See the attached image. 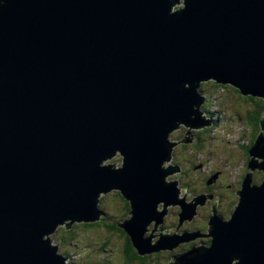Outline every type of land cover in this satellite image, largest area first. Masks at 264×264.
Here are the masks:
<instances>
[{
    "label": "water",
    "instance_id": "1",
    "mask_svg": "<svg viewBox=\"0 0 264 264\" xmlns=\"http://www.w3.org/2000/svg\"><path fill=\"white\" fill-rule=\"evenodd\" d=\"M207 82L264 100V0H0V264H66L52 234L98 221L114 190L140 257L211 237L170 264H264L260 134L247 168L262 184L244 179L229 222L210 218L208 236L154 230L166 206L179 225L205 199L177 200L165 179L178 167L162 164L194 144L169 132L205 125ZM117 153L121 168L103 164ZM153 232L165 236L151 245Z\"/></svg>",
    "mask_w": 264,
    "mask_h": 264
},
{
    "label": "rangeland",
    "instance_id": "2",
    "mask_svg": "<svg viewBox=\"0 0 264 264\" xmlns=\"http://www.w3.org/2000/svg\"><path fill=\"white\" fill-rule=\"evenodd\" d=\"M209 84L203 83L201 87L204 88ZM220 86L222 88H215L214 90L204 88V91L201 92L207 96V99H212L210 104L213 107L209 109L221 110L222 114H225L228 120L233 122V125H236L241 115L243 116L240 119L245 114H249V109H260V118L264 120L263 99H261V103L259 102L260 106H257L258 104L255 105L251 101L249 102L247 99L244 100L242 96H240L241 100L239 98L237 100L238 95L232 89V85L221 84ZM211 110H209L211 117L216 118L223 128L225 120L220 119V116L217 118ZM206 115L209 117L208 114ZM205 117L202 119L204 120ZM226 123H228L227 120ZM247 129L246 126H241L240 130L243 131L241 132L242 134H239V129L237 128H234L232 133L231 131L221 129L215 130L213 134L210 131H203L202 128L201 130L189 129L180 124L179 128L169 132L167 138L175 144L180 142L188 131L194 144H176L172 147V159L165 163H167V167H178V171L172 173L170 176L168 175L165 182L174 181L177 183V200L182 199L189 204L198 196H204L203 198L205 199L200 207L199 205L194 206L196 213L193 215V219L189 222L187 220L183 221L179 225L177 215L180 209L177 208L178 206H166L165 215L162 216L161 223L155 226V231L169 230L166 236L174 235L175 237L196 233L206 236L205 234H208V220L210 218L215 217L218 221L221 219L223 222L230 221L235 211V206L238 204V197L234 196L235 193L232 194V191L238 190L237 193L241 191L242 185L239 186V182L242 180V173L246 172V174L251 175L252 180L250 179L251 182L248 183V186L259 185L263 180V172L261 170H249L245 167V157L243 156L245 151L241 145L248 142L247 137L250 136V131ZM202 137L203 140L200 142ZM204 139L205 142L203 143ZM122 159L117 153L111 159L105 160L103 164L111 165L114 168H121ZM254 159L262 162V160L256 157ZM114 193H116V190L102 195L99 197V202L101 201L100 205L102 208L106 209L107 214L113 217L117 223H124V221L129 220V217L127 216L128 219L123 218L121 200L115 197ZM103 218L100 221H105ZM68 223L70 221H65L61 224L56 233L51 236V245L57 246L58 252L66 258L67 264H72L73 262L78 264H120L121 260L123 261L126 233H123L121 229L118 232L97 225H83L87 223H74L69 229H66L65 225ZM153 226L154 222H150L145 236L148 237L150 235ZM69 232H71V236L68 234ZM161 233L165 236L164 232L151 233L155 236L151 240V245L156 243L157 239H159L157 235ZM207 241H209V237L194 238L188 242L178 244L172 250L151 252L144 257L150 256L154 258L156 254L172 253L170 258L166 257L164 260L162 259L164 263L168 262L167 264H170L171 258L177 256L182 249H191L201 244L209 246ZM64 249L66 253H64ZM103 250L104 253L100 254L99 251ZM156 264L163 263L160 260Z\"/></svg>",
    "mask_w": 264,
    "mask_h": 264
},
{
    "label": "trees",
    "instance_id": "3",
    "mask_svg": "<svg viewBox=\"0 0 264 264\" xmlns=\"http://www.w3.org/2000/svg\"><path fill=\"white\" fill-rule=\"evenodd\" d=\"M204 88L206 89H211L214 90L215 88H222V86L217 85L214 82H211L208 86H205ZM204 88L200 87V92H203ZM232 89L234 90V92L238 95L237 100H241L240 96H242V94L240 93V91L237 88L232 87ZM202 90V91H201ZM239 98V99H238ZM244 100H249V102H253L255 103V105L260 106L261 104V99L256 98V97H242ZM260 102V103H259ZM262 105L264 106V103H262ZM201 110L207 111L208 109V105L206 103H204L201 107ZM264 109V108H263ZM264 112V111H263ZM263 114V113H262ZM243 115H241L239 117H242ZM260 109H249V114H245L244 117L242 118L245 122H246V126L249 128L247 130L250 131V136H248L247 140L249 141V145L250 148L254 145L257 137H258V133L260 131ZM221 119V118H220ZM223 122V121H222ZM224 123V122H223ZM226 123V120H225ZM245 144H242L241 146H244ZM194 148H197L196 146H193ZM249 147H244V151L245 153L243 154V156L246 157V162L248 163V161L250 160V156H249ZM248 152V153H247ZM242 183V182H241ZM234 193V191H232V194ZM114 196L117 197L119 200H121L122 203V212H123V218H127L129 211H130V206L129 203L120 195V193L118 191H116V193H114ZM238 197V196H237ZM238 200V199H237ZM98 211L100 213L101 218L105 219V221H100L101 219H99L95 224H83L85 226H100L102 228L106 229H112L114 231H118L120 230V228H118V225L116 226L117 221L111 217L110 215L107 214L106 209H103L102 206L100 205L101 201L98 202ZM128 219V218H127ZM64 230V229H61ZM122 231V230H121ZM123 233H125L124 231H122ZM71 236V232L68 233ZM209 243V241H207ZM124 259L123 261L121 260L120 264H152L153 262H159L161 260V262L164 264V261L162 259L166 258V257H171L172 253H160V254H156L154 256V258L150 257V256H146V257H140L138 256L137 252L134 250L129 237L126 235L125 238V244H124ZM190 249H182L181 253H183L184 251H188ZM104 252L100 251V253ZM64 253H66L65 249H64ZM166 263V262H165Z\"/></svg>",
    "mask_w": 264,
    "mask_h": 264
},
{
    "label": "bare ground",
    "instance_id": "4",
    "mask_svg": "<svg viewBox=\"0 0 264 264\" xmlns=\"http://www.w3.org/2000/svg\"><path fill=\"white\" fill-rule=\"evenodd\" d=\"M201 91H202V90H201ZM212 116H213V115H212ZM259 134H260L261 136L264 137V131H263V130L260 129L258 135H259ZM184 145H185V144H184ZM247 153H248V152H247ZM170 159H171V157H170ZM260 160H262V159H260ZM256 162H257V164L261 163V162H258V160H256ZM248 163H249V161H248ZM166 164H167V163H165V162L162 164V168H163L164 170L167 168ZM247 166H248V164H247ZM170 167H172V166H170ZM174 167H176V166H174ZM177 170H178V168H177ZM247 175H248V174H245V176H243L242 181H243L245 178H248L249 180H250V179L252 180L251 175H250V177H247ZM216 177H217V176H216ZM262 181H263V180H262ZM261 183H262V182H260L259 185H261ZM239 192H240V191H239ZM186 195H187V194H186ZM185 199H186V198H185ZM237 203H238V201H237ZM98 204H99V203H98ZM196 207H197V206H196ZM196 207H195V208H196ZM236 207H237V206H235V209H236ZM177 208L179 209V207H177ZM197 209H198V208H197ZM179 211H180V210H179ZM179 214H180V212H179ZM179 214H178V215H179ZM192 219H193V218H192ZM192 219H191V220H192ZM191 220H190V221H191ZM160 235L163 236L162 233H161ZM196 235H200V236H202V234H197V233H196ZM205 235L208 236V234H205ZM145 237H147V236H145ZM209 239H211V237H209ZM151 240H152V239H151ZM209 244H210V243H209ZM196 247H199V245L196 246ZM63 258H64V261L66 262V258H65V257H63ZM167 263H168V262H167ZM167 263H165V264H167ZM66 264H67V263H66Z\"/></svg>",
    "mask_w": 264,
    "mask_h": 264
},
{
    "label": "flooded vegetation",
    "instance_id": "5",
    "mask_svg": "<svg viewBox=\"0 0 264 264\" xmlns=\"http://www.w3.org/2000/svg\"><path fill=\"white\" fill-rule=\"evenodd\" d=\"M244 157H245V156H244ZM245 163H246V164H245V167L247 168V164H248V163L246 162V157H245ZM245 174H246V172H245L244 174L242 173V175H241V179H243V176H245ZM241 182H242V180L239 182V186L241 185ZM233 191H234V193H235L234 196H238V193H237L238 190H237V191L233 190ZM207 238H208V237H207ZM208 244H209V243H208ZM164 259H165V258H164ZM164 259H163V260H164ZM152 264H156V262H153ZM164 264H165V263H164Z\"/></svg>",
    "mask_w": 264,
    "mask_h": 264
},
{
    "label": "clouds",
    "instance_id": "6",
    "mask_svg": "<svg viewBox=\"0 0 264 264\" xmlns=\"http://www.w3.org/2000/svg\"><path fill=\"white\" fill-rule=\"evenodd\" d=\"M92 224V223H91ZM122 230V229H121ZM123 231V230H122ZM209 241H210V239H209Z\"/></svg>",
    "mask_w": 264,
    "mask_h": 264
}]
</instances>
